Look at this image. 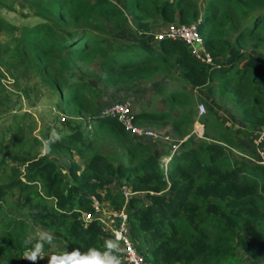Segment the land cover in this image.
I'll use <instances>...</instances> for the list:
<instances>
[{"label":"rangeland","instance_id":"rangeland-1","mask_svg":"<svg viewBox=\"0 0 264 264\" xmlns=\"http://www.w3.org/2000/svg\"><path fill=\"white\" fill-rule=\"evenodd\" d=\"M211 3L216 12L210 24L214 26L216 45L222 48L213 56L234 64L222 72L209 71L207 82L195 85L186 79V70L179 63L180 44L163 47L157 36H165L172 25L191 24L186 21L190 13L195 16L193 23L198 25L208 15ZM42 10L49 12L53 21L46 19L47 24H52L56 31L71 32L86 26L98 41L91 42L85 51L67 53L58 45L44 47L38 36L26 38L25 52L17 57V63L13 55L15 46L24 30L45 22L39 15ZM74 15L86 16L90 22L75 20ZM204 33L200 31L202 38ZM148 36L162 58L147 65L155 66L152 76L137 80L132 86L112 84L107 79L110 71L102 66L107 51L135 46ZM236 68L247 69L244 77H238ZM0 88L8 99L6 110L0 114V142L4 147L0 154V183L13 174L24 177L31 163L46 159L63 174L65 190L73 184L91 197L93 207L101 205L93 215L81 212L79 219L84 226L97 219L102 231L107 232L108 227L97 217L108 222L112 206L104 198L103 189L91 191L89 179L81 175L82 171H95L87 165L93 156L105 160L108 172L102 177L104 187L121 191L126 207L132 194L141 192L132 191L131 180L120 177L116 170L119 166L136 167L152 155L160 167L178 141L183 142L177 152L193 146L194 141H213L222 147L224 156L234 161L250 149L246 139L263 125L252 123V110L264 106V0H0ZM71 89L80 96L71 95ZM116 102L128 103L136 114L134 124L155 135L135 136L126 131L123 135L115 130L110 122L117 121L101 116L103 108ZM199 104L205 108L202 116L198 115ZM196 124L204 130L203 139L192 134ZM247 125L253 128L249 137L240 132ZM54 130L62 138L51 144L49 153L42 154V140L49 139ZM227 130L234 135L236 144L220 141ZM77 134L81 135L78 140L82 144L72 140ZM67 137L70 145L63 142ZM133 141L140 146L132 151L129 146ZM73 166L78 168L77 174L70 177ZM91 182L99 180L93 178ZM18 203L15 197L0 200V217L21 216ZM27 228V240L31 243L26 250H30L45 229L32 223ZM239 233L243 236L236 237L233 244L240 260L231 264H264L261 254L253 248L250 230ZM53 236V243L44 245V258L39 264H48L50 255L72 252V248ZM108 241L112 239L109 237ZM141 243L135 242L139 250Z\"/></svg>","mask_w":264,"mask_h":264},{"label":"trees","instance_id":"trees-1","mask_svg":"<svg viewBox=\"0 0 264 264\" xmlns=\"http://www.w3.org/2000/svg\"><path fill=\"white\" fill-rule=\"evenodd\" d=\"M207 10L208 15L198 27L201 34L205 31L203 39L207 49L212 55H218L222 48L217 47L214 26L210 24L214 20L216 7L211 3ZM39 15L45 22L24 30L15 46L13 55L17 63L20 62L17 57L25 52L23 41L26 38L38 36L39 43L44 47L58 45L67 53L85 51L91 42L98 41L97 36L86 26L71 32H58L52 24H47L46 19L53 21L47 10L40 11ZM74 17L75 20L90 22L86 16ZM186 21L195 22V16L188 14ZM150 41L151 37L148 36L135 46H119L114 51H107L102 63L110 71L107 79L114 85L131 86L137 80L149 79L155 66L147 65L162 59ZM160 43L163 47L180 44L182 57L179 63L186 70V79L195 85L205 84L210 72H222L234 64L231 60H221L219 56L217 65L209 70L193 60L179 41L169 39L161 40ZM246 70L236 68L235 72L241 78ZM70 93L80 96L72 89ZM7 104L8 99L0 88V114L6 110ZM253 108L252 123L264 124V106ZM110 124L121 134L126 133L117 123ZM252 129V125H247L240 132L242 136L249 137ZM231 134L227 130L226 136L220 141L235 143V137ZM76 136L77 139L74 137L72 140H80L81 135ZM63 142L70 145V137L64 138ZM192 144L188 149L171 155L167 177L152 155L144 164L132 168L119 166L116 169L120 177L131 180L132 191L141 192V195H132L126 206L131 238L136 243L142 241L140 251L153 264H231L240 260L233 244L235 238L243 236L240 231L250 230L253 248L264 259V167L250 164L243 158L229 160L221 153L222 147L213 141ZM139 146V142L133 141L129 148L133 151ZM3 149L0 142V154ZM87 165L95 171L89 174L82 171L81 175L89 179L91 191L102 188L104 198L114 209L120 210L126 198L121 191L104 187L102 177L108 172L105 160L93 156ZM77 170L73 166L68 175L76 176ZM62 178L63 174L57 170V166L45 159L31 163L24 177L13 174L0 183V200L15 197L19 202L17 209L21 213L18 217H0V264H29L22 259V253L27 249L23 242L27 240L28 223L52 230L53 235L81 253L89 249L99 253L109 251L106 242L111 238L110 232L102 231L97 219L86 226L79 219L81 212L94 214L91 197L79 192L73 184L65 190ZM93 178L99 182L92 183ZM96 196L102 199L99 194ZM146 201L149 204H145ZM115 254L120 257L119 252Z\"/></svg>","mask_w":264,"mask_h":264},{"label":"built area","instance_id":"built-area-1","mask_svg":"<svg viewBox=\"0 0 264 264\" xmlns=\"http://www.w3.org/2000/svg\"><path fill=\"white\" fill-rule=\"evenodd\" d=\"M157 36V39H172L179 41L182 45L186 47L191 57L203 65L205 68L215 64V57L207 49L203 42V39L199 32V27L197 24L191 23L188 25H172L166 32ZM198 115L202 116L205 111L204 105L199 104L197 106ZM102 115L111 119H115L119 125L130 135L135 136H150L155 135L151 131L141 129L139 126L134 124L136 115L131 110V106L126 103H113L109 106L103 108ZM200 124H196L192 130V134L196 135L198 138H204L203 128H199ZM197 128V130H194ZM200 129V130H199ZM246 141H250L248 151L240 153L242 158L252 164H257L264 167V124L256 129ZM182 141L173 144L172 152H174L180 145ZM101 206L97 203L94 206V210L98 212ZM109 221L97 217L100 219L107 227L111 234V239L113 242H118L119 248L122 250L119 252L121 264H153L148 261L145 254L141 252L135 241L130 236V225L128 223V216L125 209L121 210H110L107 214ZM89 216V214L87 215Z\"/></svg>","mask_w":264,"mask_h":264},{"label":"clouds","instance_id":"clouds-1","mask_svg":"<svg viewBox=\"0 0 264 264\" xmlns=\"http://www.w3.org/2000/svg\"><path fill=\"white\" fill-rule=\"evenodd\" d=\"M166 40H169V39H166ZM203 42H204V40H203ZM215 61L216 62L214 65L209 66L207 68H209L211 70V68L216 66L218 59L215 58ZM101 117L105 118V116H101ZM194 136H196V135H194ZM61 138L62 137L54 130L48 140H42L41 153L42 154L49 153L51 150V144L60 140ZM196 138L197 139H203V138H198V137H196ZM174 152H176V151H174ZM174 152L171 151V154L167 157V160L164 163H161L162 164L161 168L163 169V173H164L165 177H167V170H168L169 165H170L169 162L171 159V155ZM108 204H110V203L108 202ZM124 206L121 209L124 208L126 213H127L126 207H124ZM112 209L116 210L113 207H112ZM53 241H54V236L52 234V230L43 231L40 234L39 238L37 239L36 243L32 246V248L30 250L25 251L24 258L29 262V264H39V261L44 258L43 257L44 245L46 243L51 245L53 243ZM23 243L25 245H27V244L31 243V241L25 240ZM106 246L108 247L109 251H107L105 253H99L95 249H89L88 252L81 253L79 249H73L72 252L65 251V252H62L60 254L50 255L47 257L48 264H121V260H120L119 255L115 254V253L122 251L118 246V242L108 241V242H106Z\"/></svg>","mask_w":264,"mask_h":264},{"label":"crops","instance_id":"crops-1","mask_svg":"<svg viewBox=\"0 0 264 264\" xmlns=\"http://www.w3.org/2000/svg\"><path fill=\"white\" fill-rule=\"evenodd\" d=\"M192 143H195V141L194 142H192ZM195 147V146H194Z\"/></svg>","mask_w":264,"mask_h":264}]
</instances>
